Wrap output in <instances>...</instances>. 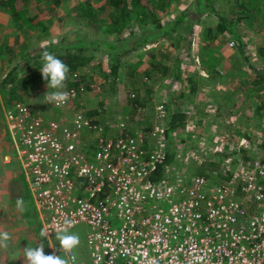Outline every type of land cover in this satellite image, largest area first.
<instances>
[{
  "label": "rangeland",
  "instance_id": "obj_1",
  "mask_svg": "<svg viewBox=\"0 0 264 264\" xmlns=\"http://www.w3.org/2000/svg\"><path fill=\"white\" fill-rule=\"evenodd\" d=\"M52 1L16 0L17 9L28 10L29 18L38 13L31 21H45L48 30L40 24H21L19 21L23 19L13 16L8 5L0 7V232L7 231L11 236L8 248H0V262L3 264H7V260L24 264L23 248L28 245L37 247L43 244L45 254L65 258L63 251L58 249L56 238L49 242L41 237L29 184L23 175L20 177V160L6 119L17 102L49 112L52 116H71L74 108L82 106L107 124L115 135L121 128L130 129L128 124L133 132L149 129L160 120L156 118L157 106L166 103L170 96L177 97L186 120L169 138L170 150L175 152L172 158L174 169L183 171L190 168L192 173L206 174L212 182H219L228 174L227 164L209 162L216 151H228L243 136L250 139V146L242 148L245 152L242 159L249 158L251 163L264 162V82H254L257 69H264V58L258 52L264 45V18L261 14L255 10L252 13L241 12L235 5L236 0H216V9L228 18L244 14L234 27L237 36L226 30L218 33L217 38L209 39L204 26L215 27L218 18L214 12H206L196 23L193 44L187 54L185 50L179 51L181 48L175 44L178 34L170 36L161 32L159 23L174 19L185 8L192 18H197L198 14L192 9L196 0H146L147 8L155 9L154 14L160 21H139L134 14L117 33L103 28V17L107 18L109 9L104 13L98 10L94 16L85 15L83 5L86 0H60L54 8L55 13L49 14L46 10ZM90 2L94 4L92 6L102 3L101 0ZM260 2L264 7V0ZM238 37L245 43L244 52L240 50ZM230 39H234L235 44L230 45ZM68 41L76 42L75 46ZM55 44L60 48H53ZM81 48L82 53L90 55L91 59L68 72L64 88L75 84L72 74L75 71L84 73L85 88L64 108L47 103L44 99L46 92L57 90L48 89L47 81L42 77L41 53L47 50L56 56L59 52L77 53ZM116 52L121 57L114 77L111 60ZM179 52L178 76L161 74L159 65L175 64ZM17 62L21 63V69L16 80L4 84V75ZM130 71L136 74L138 80L135 83L131 80ZM92 82L94 85L90 86ZM191 82L196 84L194 89ZM180 151L182 153L178 156ZM75 193L85 195L86 191L76 189ZM21 199L24 202L22 208L17 207V201ZM76 227L70 229L80 237L79 246L73 249L74 259L67 252L63 253L69 264H93L87 245L89 225ZM50 243L55 248H50ZM12 257L16 259H10Z\"/></svg>",
  "mask_w": 264,
  "mask_h": 264
},
{
  "label": "built area",
  "instance_id": "obj_2",
  "mask_svg": "<svg viewBox=\"0 0 264 264\" xmlns=\"http://www.w3.org/2000/svg\"><path fill=\"white\" fill-rule=\"evenodd\" d=\"M72 74L75 84L59 90L67 102L51 105L64 108L85 88L84 73ZM167 114L160 103L149 129L113 135L82 106L71 116L21 102L9 110V135L48 239L67 218L70 229L89 225L93 264H264V162L240 156L219 182L174 169ZM249 143L243 136L228 151Z\"/></svg>",
  "mask_w": 264,
  "mask_h": 264
},
{
  "label": "trees",
  "instance_id": "obj_3",
  "mask_svg": "<svg viewBox=\"0 0 264 264\" xmlns=\"http://www.w3.org/2000/svg\"><path fill=\"white\" fill-rule=\"evenodd\" d=\"M28 1V0H25ZM37 2H41L43 0H36ZM87 2L83 5L84 14L87 15V13L91 15L98 14V10H102L104 13L107 9H109L107 18L103 17V28L104 30L108 32L117 33L121 31L126 24L129 23L131 18H133V15L136 16L139 21H160V19L156 16L155 9H148V1L146 0H101V4L98 6H92L90 0H86ZM216 0H196L194 5H192V9L194 13L198 14L197 18H192L190 11L188 9H184L179 15H177L174 19L169 20L166 23L160 25V31L163 33H167L170 36H173V34H178V41L175 43L176 46L180 47L181 49L179 51L182 52V50H185V52L188 54V50L192 47L193 44V34L195 30V26L197 21H201L202 16L207 14L209 11L210 13H215L217 15L218 21L213 27L212 25L205 24L204 29L206 30L205 35L210 38H217L218 33H224L226 30L232 31L235 36L236 29L235 24L237 22L241 21L244 18V14L240 13L236 18H228L222 11H220L217 8V5H215ZM60 3V0H53L52 4L48 8V13H55V7L56 5ZM9 6V8L12 10L13 16L17 17V19L21 18L22 21H19L22 23H28L30 26H34L36 24H40L43 29L45 28L48 30V26H46L45 21L38 19L39 21H31L33 18L38 16V13L35 14L33 17L29 18L27 15L28 10H21L16 8V0H0V7L2 6ZM237 9L241 12L243 11H250L251 13L253 10L257 11L259 14H261L264 18V7L261 4L260 0H236ZM50 11V12H49ZM19 12V14H18ZM207 12V13H206ZM152 16V17H150ZM29 20V21H26ZM238 43L240 45V50L244 52V41L238 37ZM69 44L72 46H75L74 44L76 42L74 41H68ZM99 43V41H98ZM96 45L97 42H95ZM113 47H116V44L111 43ZM69 45V46H70ZM79 47V46H78ZM53 48L58 49L60 46H56V44L53 46ZM187 50V51H186ZM83 49H79L77 53L75 52H67V53H58L56 57L63 60L68 66L70 71L73 72L78 67L86 64L88 61H90L91 56L90 55H84L82 53ZM179 52L176 56V62L173 65H159V69L161 71V74H168L173 73L174 76H178L177 70V61L180 58ZM259 56L261 58H264V45L259 47ZM120 57L121 54L119 52H116L112 54V69L111 72L113 76L115 77L118 73L119 65H120ZM13 58V57H12ZM211 64V63H209ZM153 67H156V63H153ZM21 69V63H15L11 69L4 75V78L2 82L4 84L9 83L10 81H15L18 71ZM131 80L133 83H135L138 79H136V74H134L133 71L129 72ZM135 76H134V75ZM134 76V77H133ZM194 82V80H192ZM192 88L194 89L196 87V84H192ZM254 82L257 84H261L264 82V69H257L256 77L254 79ZM23 87H25V82H23ZM142 102V101H140ZM166 110L168 112L166 117V125L168 127V134L170 138H172V134L174 130L179 129L181 126L184 125V122L186 120V114L182 111V109L178 105L177 97H171L166 101L165 103ZM95 112V111H94ZM94 114L93 112H91ZM128 127L131 129L130 124H128ZM169 146V153H168V161H171L174 156V151L170 150ZM207 154L213 155L212 153H209L208 151H204ZM217 152V153H216ZM214 153V157H212V161L209 163L215 164V165H229L235 161L240 156H244L245 152H232V151H216ZM206 154V155H207ZM158 171L162 172V169L159 168ZM80 182H86L84 178H79Z\"/></svg>",
  "mask_w": 264,
  "mask_h": 264
},
{
  "label": "clouds",
  "instance_id": "obj_4",
  "mask_svg": "<svg viewBox=\"0 0 264 264\" xmlns=\"http://www.w3.org/2000/svg\"><path fill=\"white\" fill-rule=\"evenodd\" d=\"M43 66L40 68L42 77L47 81V88L56 89L54 92H46L44 99L47 103H53L60 106L67 102L68 96L66 93L59 91L65 87L68 79L69 66L61 59L56 57L51 52L45 50L41 53ZM23 200L17 201V207H23ZM72 226L71 219H65L63 225L55 229V238L59 241L60 250L63 252H71L80 244V237L77 233L70 231ZM42 238H48L49 231L42 229L40 233ZM11 236L7 231L0 232V248L7 249ZM24 264H69V260L56 254H45L43 244L37 247L28 245L23 248ZM10 259H16L12 257Z\"/></svg>",
  "mask_w": 264,
  "mask_h": 264
},
{
  "label": "crops",
  "instance_id": "obj_5",
  "mask_svg": "<svg viewBox=\"0 0 264 264\" xmlns=\"http://www.w3.org/2000/svg\"><path fill=\"white\" fill-rule=\"evenodd\" d=\"M21 175H22V173L20 174V177H21ZM24 181H26V180H24ZM27 189H29V188H27ZM34 215L36 216V222H37L36 225L39 226L40 227V231H42L41 226L38 224L39 223V220H38V211L36 209L34 210ZM75 228H78V227H75ZM75 228H73L71 230H74ZM53 238H55V235L53 236ZM53 238L51 237L50 240L48 238H46V239H48V241L51 242L53 240ZM50 248H55V246L50 243ZM62 254L65 256V258H67L66 255L63 252H62ZM6 262H7V264H14L13 261H12V263H10V261L7 260ZM0 264H3V263L0 262Z\"/></svg>",
  "mask_w": 264,
  "mask_h": 264
}]
</instances>
